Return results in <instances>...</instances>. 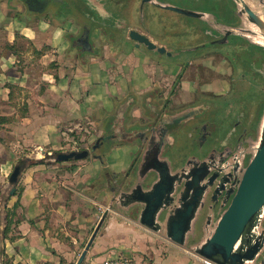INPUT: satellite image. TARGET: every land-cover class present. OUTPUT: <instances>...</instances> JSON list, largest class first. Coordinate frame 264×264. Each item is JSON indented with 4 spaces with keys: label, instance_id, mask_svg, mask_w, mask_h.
Here are the masks:
<instances>
[{
    "label": "flooded vegetation",
    "instance_id": "flooded-vegetation-1",
    "mask_svg": "<svg viewBox=\"0 0 264 264\" xmlns=\"http://www.w3.org/2000/svg\"><path fill=\"white\" fill-rule=\"evenodd\" d=\"M16 1L22 5L24 13L46 17L60 26L71 24L75 32L67 33L70 49L79 57L117 53L124 48L126 40L154 57H160V53H151L143 44L137 46V42L130 38L131 31H137L148 35L159 46H165L172 55H162L167 56L170 62H182L183 70L190 68L194 60L200 61L204 75L205 71L211 72L204 69L206 61L213 63L219 58V63L228 64L231 81L226 85L221 84L216 90L210 82H205L190 98L181 101V74L172 82L166 95L159 90V87L163 89L161 85L142 95L128 94L116 104L110 115L102 117L99 138H111L102 141L95 151L96 155H101L98 152L103 147L111 148V151L124 145L135 148L134 157L123 172L117 173L109 168L103 170L96 181L97 187H104L109 202L114 187L119 194L122 190L127 191L137 180L141 159L149 149L151 153L146 157L151 158L152 170L143 181L144 189L157 183L160 175L175 181L177 193L185 192L190 181L199 179L200 187H204L203 196L193 218L194 225L186 233L187 244L193 246L210 235L231 204L249 164L251 143L257 138L264 107V48L252 45L240 36L227 37L218 28H248L237 16L235 2L160 0L208 13L214 18L203 22L154 5L142 6V0ZM159 21L171 30L168 36L163 37L153 30L152 22L156 26ZM87 32H90L93 51L83 52L80 44L87 47ZM182 54H185L183 58ZM217 66L221 69L216 75L223 83L222 65ZM250 92L253 93L252 98L248 97ZM128 102L130 105L125 110ZM108 172L109 177L105 176ZM177 193L174 200L179 204ZM139 212L140 206L122 215L134 221ZM172 213L173 205L170 216ZM165 214H161V222Z\"/></svg>",
    "mask_w": 264,
    "mask_h": 264
},
{
    "label": "crops",
    "instance_id": "crops-1",
    "mask_svg": "<svg viewBox=\"0 0 264 264\" xmlns=\"http://www.w3.org/2000/svg\"><path fill=\"white\" fill-rule=\"evenodd\" d=\"M11 1L0 0V103L8 100L12 87L30 85V76L27 73L28 65L33 64L30 61L31 52L28 51L30 46L38 53L47 46L52 51L40 54L42 59L38 62L60 64L56 71L43 73V77L47 79V93L41 94V100L37 101L38 106H42L43 102H55L60 105L56 109L63 116H66L65 111L75 117L91 114L99 127L101 125L98 118L103 111L109 114L113 112L116 104L122 102L128 94L142 95L156 85L171 88L172 82L180 74L183 75L180 84L181 99L190 98L205 82H210L215 89L223 84L216 75L220 68L212 62L206 61L204 69L214 72L215 76L206 81L201 67L194 66L200 63L199 60H194L190 68L183 70L182 62L161 60L146 50L137 48L129 40H126L124 48L117 53L99 57H79L70 49V41L66 38L68 32H75L71 24L60 26L46 17L34 14L31 18H25L22 16L25 14L23 7L14 5ZM63 54L65 62L62 64ZM192 72H195L196 76H193ZM29 103L31 104V101ZM37 126L38 129L33 134L35 143L54 144L57 141L60 134L59 124L55 119L38 123ZM125 148L128 147L124 145L114 148L106 158L109 168L117 173L123 172L128 162L125 164L127 159H122L120 162H123L119 165L120 162L114 161L113 154ZM102 171L101 161L95 157L81 170L82 177H79L78 181L86 185L84 189L87 196L94 193L89 186L96 183ZM48 186L50 183L36 185L42 188L31 185L25 188L23 205L28 211L30 221L40 215L41 200L38 193ZM97 189L99 192L105 191L104 188ZM67 213L64 212V221L72 220ZM80 218L88 224L94 220L91 215H82ZM35 224L37 226L24 222L20 237L9 242L7 253L13 264H76L79 257L75 259V254L81 243L78 238L67 232L66 236L58 237L47 229L40 231L44 228L41 220ZM135 224L137 225L136 222ZM140 229L129 222L114 218L109 213L83 264H104L108 257L117 256L129 257L142 264H210L164 236L144 232V228Z\"/></svg>",
    "mask_w": 264,
    "mask_h": 264
},
{
    "label": "rangeland",
    "instance_id": "rangeland-1",
    "mask_svg": "<svg viewBox=\"0 0 264 264\" xmlns=\"http://www.w3.org/2000/svg\"><path fill=\"white\" fill-rule=\"evenodd\" d=\"M10 3L22 6L16 0H12ZM31 16L33 14L25 13L23 15L25 18H31ZM153 24L155 25V22H152ZM154 25L153 30H156L158 34L163 37L169 35L171 30L167 29L163 24L161 25L160 21L156 22V26ZM66 38L69 39L68 36ZM34 50L36 51L33 46L28 48L32 55L30 61L33 63L28 65L29 69L27 70L30 76V88H28L29 86L12 87L8 100L0 103V118L3 119L2 121L0 120V264H13L7 253L9 242L20 237L24 222L27 221V223L34 226L38 220H41L44 226L40 231L47 229L58 237L66 236L65 233L67 232L78 238L81 243H79V250L75 254V259H77L109 203L106 191L101 190L99 192L97 183L89 186L94 190V193L91 194L92 196L89 194L87 196L84 189L86 185L78 181V178L82 177V173L80 174L81 170L88 166L93 159L92 155L89 156V159H74L64 162L56 160L57 155L60 153L90 150L102 131L101 127L97 125V120L93 119L91 114L75 117L70 116L69 112L65 111L66 116H63L56 109L60 105L55 104V102H46L45 104L43 102L41 105L44 108L38 106L37 101L41 100L39 97L47 91V79L43 77V73L49 74L56 71L60 64H57V62L49 63V61H46V64L38 62L42 59L40 54L52 52L48 46L39 53ZM64 54L61 57L63 60L62 64L65 62ZM70 54L72 55V52ZM81 54L83 55L84 53ZM184 56L185 54H182L181 58ZM158 58L161 60L168 59L167 56L162 54ZM218 60L219 58L213 60V63L219 66L222 65L224 72L223 85H226L228 81H231L229 69H227L228 64H221ZM194 66L200 67L198 63ZM191 74L196 76L195 72ZM212 76H215V74L205 71V79H211ZM174 88L176 92L177 89L176 87ZM159 90L166 95L170 92V87H163V89L159 87ZM248 97L252 98L253 93L250 92ZM179 100L181 101V98ZM30 101L31 104L29 103ZM52 119H55L59 124L58 132L60 135L57 141L54 144L35 143L33 134L38 129V123ZM125 146L128 147L122 150L125 153L115 151L113 154L115 162L127 159L124 163L128 162L129 164L133 159L135 148L128 145ZM109 155L110 153L107 157ZM16 165H20L22 171L18 183L14 185L10 183L9 179ZM46 183H50V186L38 193L41 200L40 215L30 221L27 215L28 211L23 205L25 188L29 185L36 187V185L41 186ZM14 187H16V191L12 195L11 191ZM66 211L72 220L64 221L63 216ZM82 215L93 216V223L88 224L83 218H80ZM110 215L123 222H129L137 228H141L140 230H144L143 227L136 225L134 221L127 219L121 213L111 210ZM144 232L150 231L146 230ZM148 234L152 235L153 233ZM71 264H74V262H71Z\"/></svg>",
    "mask_w": 264,
    "mask_h": 264
},
{
    "label": "water",
    "instance_id": "water-1",
    "mask_svg": "<svg viewBox=\"0 0 264 264\" xmlns=\"http://www.w3.org/2000/svg\"><path fill=\"white\" fill-rule=\"evenodd\" d=\"M233 1L237 7V16L248 28L244 26L231 28L219 26L218 28L227 37L240 36L246 38L250 44L264 48V3L262 4V0ZM144 4L172 10L203 22L214 19L211 14L184 9L160 0H142V6ZM130 38L137 42L138 47L143 44L151 51L172 55L165 46H159L146 34L131 31ZM85 39V45L88 48L80 44L82 51H93L90 32L86 33ZM129 105V102L126 103L125 110ZM110 138L104 136L98 138L91 150L60 153L56 160L61 162L81 160L93 155L101 161L102 156L96 155L95 151L102 141ZM251 147V159L242 174L231 204L218 219L210 235L193 246H188L186 233L194 225L193 218L201 203L204 187H200L199 179H193L188 183L185 192L177 193L175 181L160 175L157 183L144 189L143 181L152 170L151 158L146 157V154L151 153L149 149L141 159L139 176L132 186L119 194H116L115 187L111 190L113 196L76 264H83L111 210L123 214L138 206H140V212L134 218L137 224L190 250L211 264H264V107L257 129V138L251 143ZM21 171V166L16 165L10 176V183L14 185L18 183ZM109 174V172L105 173V176L109 177ZM98 188L104 187L99 185ZM15 191L16 187L12 189L11 194L13 195ZM176 193L177 199L180 200L179 204H176L174 200ZM172 205L173 213L170 216ZM164 212H166L165 219L161 222L160 216Z\"/></svg>",
    "mask_w": 264,
    "mask_h": 264
},
{
    "label": "built area",
    "instance_id": "built-area-1",
    "mask_svg": "<svg viewBox=\"0 0 264 264\" xmlns=\"http://www.w3.org/2000/svg\"><path fill=\"white\" fill-rule=\"evenodd\" d=\"M104 264H142L132 258L125 256L108 257Z\"/></svg>",
    "mask_w": 264,
    "mask_h": 264
},
{
    "label": "trees",
    "instance_id": "trees-1",
    "mask_svg": "<svg viewBox=\"0 0 264 264\" xmlns=\"http://www.w3.org/2000/svg\"><path fill=\"white\" fill-rule=\"evenodd\" d=\"M23 16V15H22ZM196 20H198V19H196ZM198 21H200V20H198ZM151 53H153L152 51H150ZM156 87V86H155ZM153 89V88H152ZM107 115H110L108 112H106V111H103V113H102V115L100 116V118H98L99 119V122L101 123V121H102V118L101 117H103V116H107ZM0 120L2 121L3 119L2 118H0ZM110 151H111V148H105V147H103L102 149H101V151L100 152H98V153H100L101 154V156H102V159H101V164H102V167H103V170H109V165H108V163H107V161H106V157H107V155L110 153ZM94 157V156H93Z\"/></svg>",
    "mask_w": 264,
    "mask_h": 264
},
{
    "label": "bare ground",
    "instance_id": "bare-ground-1",
    "mask_svg": "<svg viewBox=\"0 0 264 264\" xmlns=\"http://www.w3.org/2000/svg\"><path fill=\"white\" fill-rule=\"evenodd\" d=\"M209 263V262H208ZM211 264V263H210Z\"/></svg>",
    "mask_w": 264,
    "mask_h": 264
}]
</instances>
